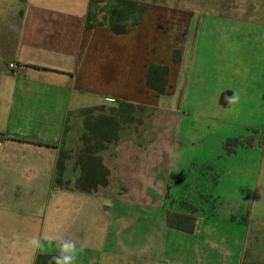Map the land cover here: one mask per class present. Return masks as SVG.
Here are the masks:
<instances>
[{
  "label": "crops",
  "instance_id": "1",
  "mask_svg": "<svg viewBox=\"0 0 264 264\" xmlns=\"http://www.w3.org/2000/svg\"><path fill=\"white\" fill-rule=\"evenodd\" d=\"M115 1L142 9L122 35L87 27L92 0H0V264H36L61 238L83 249L76 264H244L260 146L232 134L264 129V0ZM151 64L168 69L164 94L146 86ZM84 110L120 123L97 154L107 183L89 192L76 186Z\"/></svg>",
  "mask_w": 264,
  "mask_h": 264
},
{
  "label": "trees",
  "instance_id": "2",
  "mask_svg": "<svg viewBox=\"0 0 264 264\" xmlns=\"http://www.w3.org/2000/svg\"><path fill=\"white\" fill-rule=\"evenodd\" d=\"M96 1L104 2L109 6L108 16L110 18H108L107 22L105 23L108 25L109 30L115 35H122L128 32L127 23L130 19L132 24H135L139 21L142 9L136 4L115 0H112L111 2H106L104 0H92L91 5H93V3ZM87 27H98L90 25L89 16ZM172 61L174 63L178 62L176 52H174L172 55ZM167 73L168 69L166 66L155 64L149 65L146 74L147 88L157 94H164L167 85ZM120 108H125V111L128 115L132 114L136 109L135 106L130 104L125 106L120 105ZM81 117L84 121L86 134L82 138L83 148L80 152L78 160L81 173L79 179L76 182V186L80 191L89 192L91 190L97 189L99 186H105L107 183L109 171L104 167L101 157H99L97 154L105 149L107 143L117 140L120 123L117 115L94 116L90 110L82 111ZM125 119L131 120L132 117L131 115L126 116ZM64 157L65 155L61 154L59 158L57 170L59 176L62 174ZM57 180L60 182L59 178H57ZM172 220L181 223L176 227L177 229L188 233L193 232V217L170 214L167 220L169 225L173 224L171 223ZM184 223L185 225H182ZM51 256L53 255L39 257L36 264H49V259Z\"/></svg>",
  "mask_w": 264,
  "mask_h": 264
},
{
  "label": "rangeland",
  "instance_id": "3",
  "mask_svg": "<svg viewBox=\"0 0 264 264\" xmlns=\"http://www.w3.org/2000/svg\"><path fill=\"white\" fill-rule=\"evenodd\" d=\"M181 7H183V6H181ZM108 12H109V6L106 3L97 2V1L94 2L93 5H91V7H90V12H89L90 25L91 26L105 25L106 24L105 22H107V19L110 18L108 16ZM140 35H141L140 31H136L135 34L133 33V35H132L133 43L136 42V44H140ZM137 55H138V53H134V51L132 52L133 59H135V56H137ZM113 69H114V71L116 70L115 68H113ZM137 71H138L137 63H134L133 68H132V73H133L134 79L137 76ZM186 109H187V107L184 108V111H186ZM187 122H188V119H184L183 125L187 124ZM199 122H203V121H199ZM214 134L215 133H213L212 135H214ZM232 135H242V136H239L238 138L239 139L241 138L240 140L243 141V145H246L249 141H254V142L258 141L257 144H259L258 146H260V149H259L260 161H259V167H258V170L260 169V187L257 191L256 196H255L257 198L256 199L252 198L253 195L251 194L252 197H249V195H248L247 197H245L244 200H245V202H249L250 208L255 210L256 217L254 218V221L256 219V221L258 223L255 224L254 226L257 227L260 225V226L264 227V129H261L258 132H247V134H244V136L241 133L240 134L236 133V134H232ZM226 138H228V137H226ZM239 145H242L241 141H239ZM236 146H237V143L233 140H230V138H228L227 149L229 151V154H230V149L232 150ZM225 152H227V150H225ZM212 153H214V150H212ZM219 166H220V163L216 164L213 167V169H209L210 171H208L207 174L211 178H213L215 176L216 171H220V173H221L222 167L219 168ZM197 170H199V169H197ZM212 170H215V171L212 172ZM254 177H255V175H254ZM254 181H255V178H254ZM228 191H232V189L228 188ZM253 192H255V184H254V191ZM229 195H231V194H229ZM228 199L230 200V198H228ZM251 200H252V202H251ZM226 201H228V200H225V202ZM244 208H245V211L243 210L242 213L233 214V215L236 217L240 216V219L242 220L246 216V211H247V208L245 206H244ZM260 223H263V224H260ZM254 226H253L252 230L250 229L251 234L249 231V235H248V239H247V243H246V247H245V253H244V255H245L244 264H263L264 263L263 262L264 261V244H262V243L256 244L257 240L254 238L255 237L254 233L256 231H259V228H260V231H261L260 233L263 234L264 228H261L259 226V228L256 229V228H254ZM254 251H256V253H258V257H259V259H261L258 262L254 261L252 258H249L251 256V254L254 253Z\"/></svg>",
  "mask_w": 264,
  "mask_h": 264
},
{
  "label": "clouds",
  "instance_id": "4",
  "mask_svg": "<svg viewBox=\"0 0 264 264\" xmlns=\"http://www.w3.org/2000/svg\"><path fill=\"white\" fill-rule=\"evenodd\" d=\"M235 100V96L233 98H227V102L229 104L234 103ZM30 244L33 247L41 246L39 239L36 237H33L30 240ZM57 246L58 253L50 257L49 264H76L80 252L83 251L82 248L77 247V244L75 242L69 241L64 238H61L57 242Z\"/></svg>",
  "mask_w": 264,
  "mask_h": 264
},
{
  "label": "built area",
  "instance_id": "5",
  "mask_svg": "<svg viewBox=\"0 0 264 264\" xmlns=\"http://www.w3.org/2000/svg\"><path fill=\"white\" fill-rule=\"evenodd\" d=\"M20 68H21L20 66L13 64V63L8 64L7 66L8 71H12L16 74L20 72Z\"/></svg>",
  "mask_w": 264,
  "mask_h": 264
}]
</instances>
